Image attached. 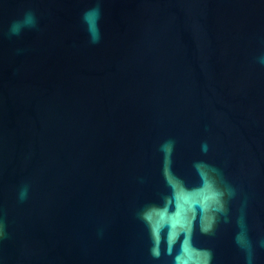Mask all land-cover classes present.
<instances>
[{"label":"water","instance_id":"water-1","mask_svg":"<svg viewBox=\"0 0 264 264\" xmlns=\"http://www.w3.org/2000/svg\"><path fill=\"white\" fill-rule=\"evenodd\" d=\"M0 264H264V0H0Z\"/></svg>","mask_w":264,"mask_h":264},{"label":"clouds","instance_id":"clouds-1","mask_svg":"<svg viewBox=\"0 0 264 264\" xmlns=\"http://www.w3.org/2000/svg\"><path fill=\"white\" fill-rule=\"evenodd\" d=\"M16 31H17V24L14 23L12 26V32L15 33Z\"/></svg>","mask_w":264,"mask_h":264}]
</instances>
